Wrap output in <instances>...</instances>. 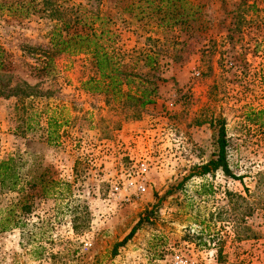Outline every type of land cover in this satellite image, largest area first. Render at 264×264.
<instances>
[{"label": "rangeland", "instance_id": "1", "mask_svg": "<svg viewBox=\"0 0 264 264\" xmlns=\"http://www.w3.org/2000/svg\"><path fill=\"white\" fill-rule=\"evenodd\" d=\"M71 1L107 11L122 50L157 38L161 80L154 102L130 117L118 101L82 88L93 72L85 54L52 52L47 17L0 9V46L10 61L0 71V159L19 158L26 183L0 190L7 226L0 264H173V253L198 264H264V126L245 119L264 110V0H190L200 4L192 32L143 31L116 0ZM42 56H52L44 70ZM20 82L29 87L8 91ZM216 118L239 178L217 169L159 199L214 156ZM139 160L147 164L145 190L109 196L114 182L136 176ZM24 201L28 212L20 210ZM12 215L19 226L11 227Z\"/></svg>", "mask_w": 264, "mask_h": 264}, {"label": "trees", "instance_id": "2", "mask_svg": "<svg viewBox=\"0 0 264 264\" xmlns=\"http://www.w3.org/2000/svg\"><path fill=\"white\" fill-rule=\"evenodd\" d=\"M8 4L0 1V9H14L22 17L38 12L42 17L48 18L50 27L47 35L52 52L58 55L82 53L88 57L93 72L81 81L85 91L106 94L108 98L118 101L126 113H130V117L137 116L142 108L154 102L157 82L161 80L159 61L162 55L159 53L157 38L146 36L141 47H133L125 51L116 45L114 39L116 34L110 27L112 16L98 6L87 9L85 4L71 0H14L11 7ZM115 5L119 13H126L132 21L138 20L141 23L140 29L143 31L152 25L161 29L180 26L190 31L191 22L200 17V4L190 0H116ZM51 58L52 56H42L38 62L40 69H47ZM9 63L7 54L0 46V71L8 70ZM20 84L12 87L7 85L8 91L16 94L29 87L25 82ZM0 93H3L1 88ZM245 117L246 121L257 127L264 126V110L262 109L251 110L245 114ZM215 122L217 130L214 156L203 163L193 165L189 172L181 180L171 184L159 199L180 188L182 183L190 177L202 176L217 169L225 176L239 178V176H233L226 160L223 119L216 118ZM50 124L48 122V125ZM20 169L21 164L16 156L0 159V190L22 191L24 189L26 183L22 185ZM30 184L33 183L29 182L27 186L30 187ZM58 185H60L58 181H51L50 187L54 188ZM7 210L9 212V209ZM20 210L21 212L29 211L27 202H22ZM11 220V227L21 224L18 215H12ZM140 223L141 218H138L128 233L113 245V252L117 246L123 245L131 237ZM6 228V224H2L0 220V230Z\"/></svg>", "mask_w": 264, "mask_h": 264}, {"label": "built area", "instance_id": "3", "mask_svg": "<svg viewBox=\"0 0 264 264\" xmlns=\"http://www.w3.org/2000/svg\"><path fill=\"white\" fill-rule=\"evenodd\" d=\"M147 171V164L144 160H139L136 164V176L127 178L124 182H114L109 189V196L121 198L129 195L130 193H142L145 190L144 186V174ZM87 245V243H84ZM173 264H198V262L191 257L182 255L180 253H173L171 256Z\"/></svg>", "mask_w": 264, "mask_h": 264}]
</instances>
